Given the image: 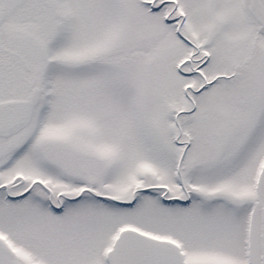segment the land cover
I'll return each mask as SVG.
<instances>
[{
  "label": "snow or ice",
  "instance_id": "obj_1",
  "mask_svg": "<svg viewBox=\"0 0 264 264\" xmlns=\"http://www.w3.org/2000/svg\"><path fill=\"white\" fill-rule=\"evenodd\" d=\"M0 264H264V0H0Z\"/></svg>",
  "mask_w": 264,
  "mask_h": 264
}]
</instances>
